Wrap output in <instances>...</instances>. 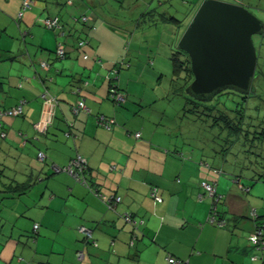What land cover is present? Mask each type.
<instances>
[{"label": "crops", "instance_id": "obj_1", "mask_svg": "<svg viewBox=\"0 0 264 264\" xmlns=\"http://www.w3.org/2000/svg\"><path fill=\"white\" fill-rule=\"evenodd\" d=\"M22 2L0 0V264H165L169 255L185 264H264V243L251 239L257 218L264 220V186L251 189L246 181L238 186L235 174L219 173L210 160L178 151L173 127L156 108L159 100L130 94L122 72L130 64L120 56L125 36L106 24L114 18L105 2L33 0L20 18ZM87 4L94 8L96 28L80 29L72 15ZM56 16L72 28L64 40L66 56L57 55L53 33L31 43L35 50L19 41L34 35L31 24ZM81 37H87L86 46L77 45ZM108 38L117 42L112 50L117 56ZM114 59L124 62L117 79L127 90L122 104L109 95ZM46 90L59 99L47 127ZM80 100L89 111L76 114L73 105ZM21 101L23 114H6ZM103 116L115 122L105 126ZM79 154L88 163L80 172L86 183L64 168ZM203 181H217L221 200L205 191ZM153 185L161 202L151 196ZM98 192L122 199L110 209ZM213 205L219 223L209 220ZM125 213L133 215L135 228Z\"/></svg>", "mask_w": 264, "mask_h": 264}, {"label": "rangeland", "instance_id": "obj_2", "mask_svg": "<svg viewBox=\"0 0 264 264\" xmlns=\"http://www.w3.org/2000/svg\"><path fill=\"white\" fill-rule=\"evenodd\" d=\"M103 1L105 2L104 6L106 7L107 15L114 18V21H120L122 23L121 26L118 27L120 28L118 31L125 36V42L123 43L124 50L120 56L121 58L127 56V63L130 64V67H125V69L122 70L125 75V81L130 82V94H134V92L146 93L148 98L152 97L159 100L160 105L156 106V108L163 109L165 120L171 124V127H173V136L175 139H178L175 145L182 146V149L187 153V156L191 154L199 159L206 158L208 160L210 159V161L213 157H223L221 154L212 156V150L210 149V146L212 145L214 147L217 142V139L212 137L215 128L207 127L204 122L198 120L195 121L194 113L184 111L183 106L187 101L185 95L189 96L186 92V87L184 89L182 88V86L185 85L186 72L181 68L175 72L172 60V53L177 48L179 41L178 38L183 34L188 22L187 19L183 18L184 13L182 12L183 14H181V11L188 7L192 10L195 7V4H198L201 0H187V2L185 1V8H180L181 6L183 7V0ZM226 1L249 2V9L259 18L264 20V0ZM176 8H178L179 12H175ZM152 9L157 12L166 10L171 15L175 14L178 19L182 20V22H179L178 24L175 21L158 20L156 23H153L149 20L150 14H147V17L142 16V11L145 12ZM145 17L147 21H144ZM110 20L111 19L106 21L107 25ZM31 27H35L33 36L29 34V37L27 36L28 40L23 38V36L19 38V41L25 47H28V44L31 45V43L38 44L42 35L49 32L55 34V48L57 49L59 41L62 40V37L57 34L58 31L56 32L55 29L47 28L40 23L31 24ZM83 38L87 42V37ZM108 39V48L114 56H117V51H112L117 42L114 43L112 38ZM253 39L256 47H259L261 41L260 35H254ZM36 46L37 45H31L34 50L37 48ZM113 61L115 62V59ZM118 76L120 77L119 74H115V71H112V77L114 79ZM134 79H137V82ZM113 82L116 83L117 80H113ZM8 88L13 94L15 93L16 89L11 86V83L8 84ZM180 88L183 90L182 92ZM250 110L252 112V109ZM152 111L153 110H150L148 112L150 113ZM253 112L254 113L251 114L254 115V120H258L257 122L264 120V110L258 111L253 109ZM219 142L222 143V141ZM239 144V142L235 143V146L225 153L226 156L229 158L238 156L240 154ZM262 145L264 146V141ZM241 163L243 162H240V164ZM227 168H230L229 162H227ZM245 181L251 189L264 186V181L255 182L252 179ZM236 185H238V183H236Z\"/></svg>", "mask_w": 264, "mask_h": 264}, {"label": "trees", "instance_id": "obj_3", "mask_svg": "<svg viewBox=\"0 0 264 264\" xmlns=\"http://www.w3.org/2000/svg\"><path fill=\"white\" fill-rule=\"evenodd\" d=\"M86 3L87 1L84 4ZM240 3L244 4L249 9V5H250L249 2L241 1ZM32 5H33V0H32L31 7ZM198 6H195L192 10H190V8L188 7L184 11L185 17L183 18L186 19V13H187L188 17L191 20ZM22 8H23V2H22ZM94 12L95 11H94L93 6L87 4L85 9L72 15L73 16L72 21L75 25H78L80 29L81 28L82 29L96 28L94 26L95 16L92 15ZM147 14H150L149 20L152 21L153 23H156L158 20L159 21H175L178 24L179 22H182V20L178 19L175 14L171 15L166 10L157 12L154 9H152V10H148L146 12V15ZM19 17L22 18L20 15ZM56 17L58 18L60 26L54 27V28L56 29V31H58V35L62 37V40L59 41L58 46L60 43H63L65 45V52L63 55L60 56V57H63V56H66L68 52V48L64 40L69 35V32L72 30V28L69 26L68 23H66V21L62 20L59 16H56ZM146 17L144 21H147ZM44 20H43V23H44ZM190 20H188L186 25H188ZM109 22L113 26H116V27L121 26V23H119L120 21L110 20ZM62 32L64 33L63 35H61ZM260 37H261V41L259 43V47H257V52H258L257 71L259 72V76L254 80V84L256 86V89L254 91L252 90L249 93H240L233 89H225L219 92L214 97L213 100L207 101V102L199 101L190 95L188 96L184 94L187 100L185 102V105L183 106L184 111L194 113L195 121L198 120V121L204 122L207 127L215 128V132L212 137L216 138L217 142H216V145H214V147L212 145L210 146V149L212 150V156H217V154L223 155V157H220V158H217V157L211 158L212 159L211 162L214 164H217L215 166H220V167L215 168L216 171L219 173H224V174H225V171L230 172L233 175L235 174L237 183L238 182L244 183L245 180H248V179L249 180L252 179L255 182L264 181V146L262 145L264 141V120L257 122L258 120H254L253 119L254 115L251 114V113H254L253 109L254 110L256 109L258 111L264 110V34L260 35ZM82 39L84 38L81 37L77 39L78 46H79V42ZM175 50L172 53L174 70L176 72L179 68H181L183 69V71L186 72L185 85L182 86V88L184 89L185 87L188 86V84L194 78L193 72L191 69V61H190L189 55L186 52L179 49L178 47ZM56 53H57V49H56ZM86 56L88 57V55ZM43 61L45 60L40 61V64ZM48 64L50 65V63ZM122 64H124V62H122L121 60L116 62L114 67H112V71H115V74L116 73L119 74L123 67ZM128 64L129 63H127V65ZM118 78L119 76L116 77L115 79L112 77V75L109 76V79H110L109 95L113 99L114 103L122 104L123 102L126 101L127 90L124 88L122 89L117 84V82L116 83L113 82V80H117ZM114 89L119 94H122L124 98L123 100H118L115 97L116 95L113 96V91L115 92ZM182 91L183 90L181 89V92ZM44 94L54 97L57 101L56 103H58L59 99L56 95L50 93L48 90H46ZM43 101H44V98H43ZM78 102L75 105H73V110H74V107L78 104ZM19 104L20 102L17 105ZM23 106H24V103H23ZM10 109L5 110L6 114L14 115V114L8 113ZM250 109H252V112ZM74 112L77 114L75 110ZM21 114H23V111L19 113L18 115H21ZM99 121L101 123L106 121L107 124L105 126H108V127H110V125L115 122L114 119H111L106 116L105 117L103 116L102 119L100 118ZM219 141H222V143H220ZM237 142L240 143L239 144L240 154L236 157L229 158L228 156H226L225 153H227L230 149H232L235 146V143ZM182 148H183L182 146H178L177 149H179L178 151H181V150L183 151ZM242 158H245V159H242ZM203 159L207 160L206 158H203ZM215 161H220V162L215 163ZM227 162H229L230 168H227ZM240 162H243V163L240 164ZM87 166H88V163H87ZM208 182H211L215 185V188H216L215 195L219 198V200H221L223 195L218 192L217 181H208ZM216 210L218 209L216 208ZM253 210H252V213H253ZM215 212H217L216 215H218L219 211H215ZM211 213H213V210H211ZM253 215L258 217L257 210L255 214L253 213ZM257 219L259 221L257 230L260 228L264 229V220L259 219V218ZM134 235L136 236L137 233L134 232Z\"/></svg>", "mask_w": 264, "mask_h": 264}, {"label": "water", "instance_id": "obj_4", "mask_svg": "<svg viewBox=\"0 0 264 264\" xmlns=\"http://www.w3.org/2000/svg\"><path fill=\"white\" fill-rule=\"evenodd\" d=\"M256 34H264V20L244 4L203 0L177 44L189 55L194 76L187 94L207 102L225 89L254 91L259 76Z\"/></svg>", "mask_w": 264, "mask_h": 264}, {"label": "built area", "instance_id": "obj_5", "mask_svg": "<svg viewBox=\"0 0 264 264\" xmlns=\"http://www.w3.org/2000/svg\"><path fill=\"white\" fill-rule=\"evenodd\" d=\"M32 4V0H23V8L22 11L20 12V16H22L24 10H26L27 8H30ZM44 24L50 28H54V27H58L59 25V21L58 18H51L48 17L44 20ZM64 33L62 32L61 35H63ZM85 40L82 39L79 42V46H83L85 45ZM65 52V45L63 43H60L58 48H57V55L61 56L63 55ZM87 57V56H86ZM41 65L45 68L49 67V64L45 61H43L41 63ZM115 90V89H114ZM116 95L115 97L118 100H123V96L122 94H119L116 90L115 92L113 91V96ZM43 98H44V103H43V124L45 127H47L53 120L54 117V113H55V108H56V99L54 97L48 96L47 94H43ZM23 103L24 101H21L19 105L15 106L14 108L10 109L8 111L9 114H19L23 111ZM74 110L78 113L79 111H89V108L87 107L86 103L84 100H80L78 102V104L74 107ZM104 119V118H103ZM136 135L139 137L140 136V132L136 133ZM39 157L44 159L45 158V154L43 151L39 152ZM65 169H68L71 173H73L74 175H77V177L81 180H83L84 183H86V178L81 176V170L83 172H85L86 168H87V160L82 156V155H77V157H75L71 163L69 165H65L64 166ZM56 170L61 169V167H55ZM202 187L205 189V191L213 196V198L215 200H217L216 198V188L215 185L211 182L208 181H203L202 182ZM98 195H100L107 203L110 209H115L117 206V203H119L122 199L121 196H112L109 197L108 195H104L103 193H97ZM151 196L155 199L156 202H161L163 200V197L160 194L159 191V187L156 185H153L151 187ZM219 200V198H218ZM213 213H211L209 220L212 223H216L218 222V220L216 219V205H213L212 207ZM253 213H256V210H253ZM125 220L129 223H131L133 225V227L135 228L137 225V222L135 221L133 215L131 213H125L124 214ZM219 223V222H218ZM40 227L39 223H36L34 225L35 230H38ZM82 231L84 233H86L87 235H90L92 230L88 227H82L81 228ZM252 241L256 244V245H261L264 243V229L260 228L258 230H256L252 236H251ZM80 255H83V252H80ZM165 264H185V262H183L182 260L178 259L176 256L174 255H169L167 258V261Z\"/></svg>", "mask_w": 264, "mask_h": 264}]
</instances>
